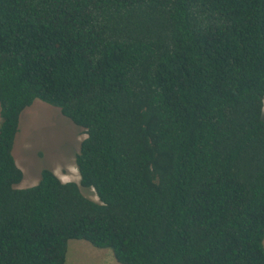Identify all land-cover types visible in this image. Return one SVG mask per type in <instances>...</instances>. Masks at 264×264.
<instances>
[{"label": "trees", "instance_id": "trees-1", "mask_svg": "<svg viewBox=\"0 0 264 264\" xmlns=\"http://www.w3.org/2000/svg\"><path fill=\"white\" fill-rule=\"evenodd\" d=\"M35 99L79 181L18 187ZM264 0H0V264H264ZM82 189L93 191L97 200Z\"/></svg>", "mask_w": 264, "mask_h": 264}, {"label": "rangeland", "instance_id": "rangeland-1", "mask_svg": "<svg viewBox=\"0 0 264 264\" xmlns=\"http://www.w3.org/2000/svg\"><path fill=\"white\" fill-rule=\"evenodd\" d=\"M262 116L264 118V99ZM85 137L84 129L62 115L59 108L35 99L20 114L12 148L15 161L24 174L18 187L34 185L44 168L51 169L64 182H78L75 156ZM82 192L97 200L93 191L82 189ZM65 264L120 263L108 248L94 247L82 239H70Z\"/></svg>", "mask_w": 264, "mask_h": 264}, {"label": "crops", "instance_id": "crops-1", "mask_svg": "<svg viewBox=\"0 0 264 264\" xmlns=\"http://www.w3.org/2000/svg\"><path fill=\"white\" fill-rule=\"evenodd\" d=\"M23 178H24V175H23ZM29 179V181H31L32 180V177L31 178H28ZM23 180V179H22ZM20 184H21V182H20ZM20 184L18 185V186H20Z\"/></svg>", "mask_w": 264, "mask_h": 264}]
</instances>
